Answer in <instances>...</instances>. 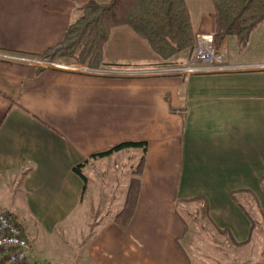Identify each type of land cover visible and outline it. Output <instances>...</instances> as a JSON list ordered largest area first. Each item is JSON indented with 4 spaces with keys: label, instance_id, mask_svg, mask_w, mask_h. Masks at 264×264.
<instances>
[{
    "label": "crops",
    "instance_id": "obj_1",
    "mask_svg": "<svg viewBox=\"0 0 264 264\" xmlns=\"http://www.w3.org/2000/svg\"><path fill=\"white\" fill-rule=\"evenodd\" d=\"M85 1L0 0V209L31 241L32 259L191 264L181 244L189 232L181 210L193 223L204 216L210 228L226 229L240 243L218 233L227 240L223 244L245 246L252 237L243 243L248 216L262 226L259 210L264 215V59H228L233 69L221 72L112 74L171 64L131 28L117 26L103 46L106 65L96 69L103 72L14 60L40 58ZM185 3L193 33H212L210 0ZM130 141H146L147 149L137 204L122 230L112 216L123 203L114 209L113 200L119 181L124 199L128 182L107 168L110 160L127 167L140 149L92 155ZM79 164L85 183L72 170ZM93 172L101 187L85 202ZM193 198L198 200L175 204Z\"/></svg>",
    "mask_w": 264,
    "mask_h": 264
},
{
    "label": "trees",
    "instance_id": "obj_2",
    "mask_svg": "<svg viewBox=\"0 0 264 264\" xmlns=\"http://www.w3.org/2000/svg\"><path fill=\"white\" fill-rule=\"evenodd\" d=\"M210 3L213 44L216 48L225 38H233L237 50H243L252 32L264 23V0H210ZM117 26L131 28L165 64L172 63L175 56L188 51L194 43L185 0H87L78 6V15L67 26L62 38L46 47L38 56L50 62L79 63L89 68H101L106 65L103 46L108 40L110 30ZM124 148H138L141 154L131 171L123 204L112 216L113 222L122 230L127 228L137 204L147 142H121L92 155L93 158L105 156ZM80 166L76 165L72 170L85 183ZM236 192H231L235 200ZM196 200L198 199L177 200L175 204L185 205ZM259 212L264 225L263 212ZM248 217L251 223L250 232L243 243L250 240L258 224L256 219ZM215 231L228 235L233 240L228 230L215 227Z\"/></svg>",
    "mask_w": 264,
    "mask_h": 264
},
{
    "label": "rangeland",
    "instance_id": "obj_3",
    "mask_svg": "<svg viewBox=\"0 0 264 264\" xmlns=\"http://www.w3.org/2000/svg\"><path fill=\"white\" fill-rule=\"evenodd\" d=\"M254 31L257 33L256 36L254 37L251 34L252 39L250 40V43L248 42L249 43L248 46H246L241 51L237 50V47L235 45V41L233 38H225L222 41L220 45H222L223 42L226 41L227 39H230L229 40L230 47L228 49V59L230 62L231 61H244V60L249 61V60H255V59L256 60L264 59V23L259 25ZM197 33H203V32H197ZM214 48L216 47L214 46ZM189 50L187 51V56H188ZM187 56H186V59H187ZM186 59L184 60V62L179 61L180 63H177V64L173 62L168 65L170 66L182 65L185 63ZM81 65L85 66L83 64ZM155 68H158V67H155ZM96 69L97 68H93V70H96ZM182 75H185V74H182ZM128 153L131 154L132 153L131 150ZM137 160L131 161L133 163L128 162L127 167H121L119 160L116 161V163L110 160L109 166L111 168L110 167L107 168L108 173H109V169H111V172L109 174L113 176L118 175L120 179L125 178L124 184H127L128 179L131 177V171L133 167L136 165ZM106 164L107 163L105 162L103 165H106ZM130 164H132V166H130ZM115 165H116V168L112 167ZM105 176H108V174H105ZM100 179H99V175L96 174L95 172L89 174V181L87 183V189L85 191V202L87 201L88 196L93 188L94 190H97L98 188L101 187ZM119 190H120L119 195L117 194L118 196L116 197L115 200H113L114 209L119 206L118 204L119 202L122 204L124 200L123 195L121 193L124 192L125 186H123L122 182L120 181H119ZM111 193L113 194V191H111ZM95 212H96V215H99L100 212H103V210L102 209L100 211L96 210ZM182 214H183V217L187 225L189 226V232L187 233L188 235L187 238H185L181 242V244L191 264H264V225L256 226L255 230L252 232V237H251L250 242L245 244V246H238L235 244H230V247H229L226 243L224 244L222 243V241L224 242L227 241L225 240L226 238L219 235L215 231V229L210 228L206 224V220L204 216H203V221H198L196 223H193L189 215H187L183 211H182ZM202 224L204 226H202ZM227 252L229 253L226 258L224 256ZM223 259H224V262H223ZM39 262L42 264L50 263L47 260L45 261L42 259Z\"/></svg>",
    "mask_w": 264,
    "mask_h": 264
},
{
    "label": "built area",
    "instance_id": "obj_4",
    "mask_svg": "<svg viewBox=\"0 0 264 264\" xmlns=\"http://www.w3.org/2000/svg\"><path fill=\"white\" fill-rule=\"evenodd\" d=\"M16 62H23L38 67L56 66L61 69L89 71L77 63L50 62L41 58L15 57ZM228 64V47L224 41L220 47L214 48L211 33H195L194 43L189 50L184 64L176 66L141 68L133 70H110L112 74L122 75H189L193 73L230 71ZM103 72L102 70H91ZM105 72V71H104ZM32 244L26 237L20 225L10 213L0 209V264H42L32 259Z\"/></svg>",
    "mask_w": 264,
    "mask_h": 264
}]
</instances>
